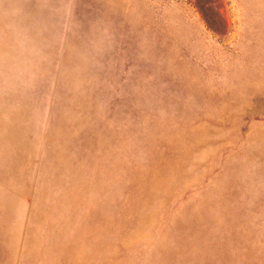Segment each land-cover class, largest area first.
Instances as JSON below:
<instances>
[{
    "label": "rangeland",
    "instance_id": "374dc122",
    "mask_svg": "<svg viewBox=\"0 0 264 264\" xmlns=\"http://www.w3.org/2000/svg\"><path fill=\"white\" fill-rule=\"evenodd\" d=\"M0 264H264V0H0Z\"/></svg>",
    "mask_w": 264,
    "mask_h": 264
}]
</instances>
